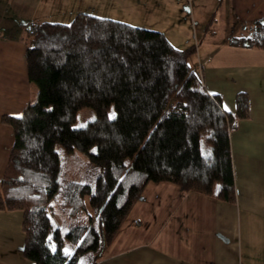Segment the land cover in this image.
<instances>
[{
  "label": "trees",
  "instance_id": "16d2710c",
  "mask_svg": "<svg viewBox=\"0 0 264 264\" xmlns=\"http://www.w3.org/2000/svg\"><path fill=\"white\" fill-rule=\"evenodd\" d=\"M247 29L227 45L264 52V19ZM24 32L35 95L19 117H0L12 134L0 212H21L23 259L97 264L150 183L234 203L228 135L248 98L236 93L227 115L191 71L194 46L83 13ZM81 109L94 118L73 128Z\"/></svg>",
  "mask_w": 264,
  "mask_h": 264
},
{
  "label": "crops",
  "instance_id": "0c3cea01",
  "mask_svg": "<svg viewBox=\"0 0 264 264\" xmlns=\"http://www.w3.org/2000/svg\"><path fill=\"white\" fill-rule=\"evenodd\" d=\"M35 1L0 0V117H19L35 95L23 60L25 26L42 23L34 20L35 9H30ZM76 4L74 16L83 13L160 32L176 49L194 46L191 71L201 73L204 90L219 96L227 115H234L236 93L248 98L247 119L237 121L228 135L234 203L181 193L168 183L147 184L97 264H264V52L227 45L232 38L249 35L253 20L264 19V0H76ZM185 7L190 22L201 12L209 14L200 41L195 31L191 39L178 22L177 27L161 28L160 22L174 15L172 11ZM219 15L230 31L205 39ZM16 26H21V34ZM11 145V129L0 123V177ZM22 242L21 212H0V264H32L21 255Z\"/></svg>",
  "mask_w": 264,
  "mask_h": 264
},
{
  "label": "rangeland",
  "instance_id": "374dc122",
  "mask_svg": "<svg viewBox=\"0 0 264 264\" xmlns=\"http://www.w3.org/2000/svg\"><path fill=\"white\" fill-rule=\"evenodd\" d=\"M76 0H36L34 6H30L31 8L35 9V15L37 17L34 20H37V22H48V23H57V24H68L75 14L76 11ZM174 15H171V17H167L166 21L160 22L161 28L165 29H171L175 26L181 27L185 29V31L188 32L189 37L193 39L194 37V31L195 36L197 37V40L200 41V34H202V26L206 24L207 19L209 18V14H204L201 12V15H197V17H193L192 21L190 22V17L188 18L186 15H188L189 10L188 7H185L183 11H172ZM179 14L177 17V21H175L173 24H170L175 20V15ZM32 17V18H33ZM169 18V19H168ZM219 22L212 28L208 27L207 31L205 33V39H214L216 37H223L230 29H227L226 25L222 23L223 17L218 16ZM178 22V23H177ZM16 31L18 30L19 34H21L22 29L21 26H16ZM14 29V28H13ZM12 29V30H13ZM228 31V32H227ZM4 34V33H2ZM242 36H248L247 33L241 34ZM193 57L190 58V60ZM94 118L93 112L90 109H81L76 113L75 122L73 124V128H80L84 126L88 121L92 120ZM53 226H59V222L57 218L50 219Z\"/></svg>",
  "mask_w": 264,
  "mask_h": 264
}]
</instances>
